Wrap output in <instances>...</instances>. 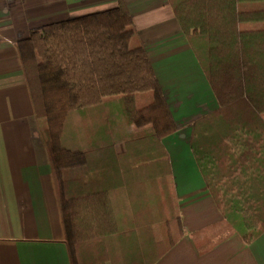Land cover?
Listing matches in <instances>:
<instances>
[{"label": "trees", "instance_id": "trees-1", "mask_svg": "<svg viewBox=\"0 0 264 264\" xmlns=\"http://www.w3.org/2000/svg\"><path fill=\"white\" fill-rule=\"evenodd\" d=\"M169 2L218 100L191 135L223 216L203 251L252 242L264 233V0ZM17 49L71 264H126L140 229L183 236L162 141L177 124L127 1L33 29Z\"/></svg>", "mask_w": 264, "mask_h": 264}, {"label": "crops", "instance_id": "crops-1", "mask_svg": "<svg viewBox=\"0 0 264 264\" xmlns=\"http://www.w3.org/2000/svg\"><path fill=\"white\" fill-rule=\"evenodd\" d=\"M177 129L169 153L184 234L140 229L126 264H264V233L252 242L207 230L223 216L191 148L193 123L218 100L169 0H126ZM116 0H0V264H71L49 154L17 42L33 29L114 7ZM125 145L118 144L117 151ZM206 229V230H205ZM177 236V235H176ZM169 246L154 262L157 247ZM145 253V254H144ZM110 264V263H109Z\"/></svg>", "mask_w": 264, "mask_h": 264}]
</instances>
